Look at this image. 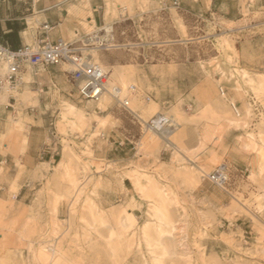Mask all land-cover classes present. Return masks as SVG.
<instances>
[{
  "label": "rangeland",
  "instance_id": "1",
  "mask_svg": "<svg viewBox=\"0 0 264 264\" xmlns=\"http://www.w3.org/2000/svg\"><path fill=\"white\" fill-rule=\"evenodd\" d=\"M107 15L105 26L110 25L112 33L105 34L108 48L97 51L99 61L107 70L114 67L132 72L138 89L134 110L141 121L134 120L110 97L99 107V101L82 99L76 91L63 96L55 88L52 103L58 112L51 115L53 124L47 143L58 140L59 155L46 176L36 172L32 177L33 172L25 171L16 161L17 174L9 176L1 187L0 200L12 204L16 201L20 206L19 212L4 219V231L0 228V242H6L0 249L1 257L7 256L10 264H36L34 253L40 242L48 239L47 244H51L66 238L70 242L79 236L80 246L92 254L84 264H99L94 251L100 255L102 249L90 246L99 237L98 232L91 235L94 239L89 243L82 234L85 223L93 225L87 211L94 205L106 212L115 208L130 212L135 222L109 264H264V184L259 187L250 178L252 171L259 175L263 172L261 177L264 176V5L243 3L242 15L235 22L211 12L193 16L163 0L124 1L113 4ZM243 60L252 68L243 66ZM28 75L25 81L31 70ZM221 88L225 97L220 95ZM17 89L22 94L29 91ZM208 89L213 101L218 97L224 100V111L213 106ZM145 94L152 98L145 101ZM229 101L236 103L240 117L232 111ZM66 102L84 111L83 119L75 120L76 125L71 123L73 119L63 117ZM8 103L0 105L7 130L22 138L24 128L29 131L32 123L23 106L38 103H21L16 98ZM141 105H153L159 115H185L174 138L180 139L181 147L187 151L200 146L203 162L183 160L160 139L157 148L148 149L152 132L146 131L142 123L144 118L150 119ZM231 121L241 123L240 127L231 125ZM1 138L7 141L5 136ZM242 144H248L246 148L253 154L257 170L238 168L230 161L233 148ZM0 149L2 154L8 152L2 145ZM171 153L174 159L167 164ZM62 160L70 162V173L79 186L70 197L59 194L49 184ZM223 163L231 169L226 190L204 178ZM167 169L174 171L172 178ZM243 170L245 179L240 176ZM29 179L35 183L30 188L26 186ZM15 180L21 186L17 193H11ZM202 182L207 188L212 186L211 193L221 195L222 204L214 206L201 199L205 196L198 188ZM156 205L163 213L159 222L173 232L161 240L170 254H165L163 247H151L149 244L156 242L148 241L143 234L144 228L149 230V238H157L154 227L158 219L152 215ZM71 224L75 231L79 229L77 235L70 230ZM27 225L30 232H24L22 239V229ZM116 236L112 238L114 244L118 242ZM29 240L34 243L32 249Z\"/></svg>",
  "mask_w": 264,
  "mask_h": 264
},
{
  "label": "crops",
  "instance_id": "2",
  "mask_svg": "<svg viewBox=\"0 0 264 264\" xmlns=\"http://www.w3.org/2000/svg\"><path fill=\"white\" fill-rule=\"evenodd\" d=\"M124 1L128 0H0V42L11 49H18L26 44H34L41 39H47L50 43H56L59 40L71 41L76 33L86 35L90 33V30L95 31L105 26L109 17L107 15L108 9L113 4L118 5ZM163 1L173 5L177 1L179 6L174 5L175 8L193 16H202L211 12V14L225 18L229 22L238 20L237 17L242 15V6L245 2L247 4L253 2V5L258 7L264 5V0ZM205 2L209 3L207 4L209 8ZM44 24H48L50 29L43 30ZM242 63L246 68H252L248 62L243 60ZM65 66L64 64L48 66L35 71L27 69L22 73L24 83L20 89L29 90L32 92V98L35 96L38 98L37 106H23L26 107L24 111L27 119L32 121L29 124L26 142L23 140L25 135L22 134L21 138L19 134L10 133L7 130V120L0 111V145L8 151L6 154H2L0 149V190L9 176L17 174L19 168L16 161L21 163L25 171L33 172L32 177L35 175L34 172L44 168V164L50 166L56 162V154L59 155L56 152L57 148H60L58 146L59 141L54 139L51 144L47 143V135L52 129L50 126L53 124L51 115L58 112L57 106L52 103V93L55 88L63 96L65 94L70 95L75 91L78 92L76 85L70 79L69 70ZM262 66L264 67V63ZM30 70L31 76L28 81H25V76ZM10 101H15V98L13 97ZM3 136L6 137V142H3L1 138ZM202 152L203 150L199 146L189 150L191 154L187 156L180 154V156L184 160L188 156L189 158L192 157V161H186L198 164L203 162ZM231 152L233 155L230 161L235 167H251L257 170L256 167H253L255 162L253 154L245 146L243 147V144L234 147ZM170 155L167 164H171L174 159L173 154ZM165 171L169 177H173L174 171L170 169ZM15 181L17 182V180ZM177 181L182 184L181 180L178 179ZM33 184L35 185L29 179L26 186L30 188ZM198 188H202L200 191L205 193V196L201 198L205 202H212L215 204L214 206L222 204L221 195L210 192L212 190L211 185L207 188L202 182ZM15 204L17 205L16 201ZM16 207L20 208L18 205Z\"/></svg>",
  "mask_w": 264,
  "mask_h": 264
},
{
  "label": "bare ground",
  "instance_id": "3",
  "mask_svg": "<svg viewBox=\"0 0 264 264\" xmlns=\"http://www.w3.org/2000/svg\"><path fill=\"white\" fill-rule=\"evenodd\" d=\"M125 9V8H124ZM122 12V11H121ZM120 16V15H119ZM107 31V33H111V30H112V27L109 26H105L104 27ZM113 46V45H111ZM115 48V47H114ZM98 50H92L91 53L93 54V58L95 59L96 62L100 63L99 61V54L97 53ZM101 64V63H100ZM102 65V64H101ZM66 69H68L70 66L69 65H66L65 66ZM104 71L106 72L107 74V83H106V87H107V90L109 92L113 91V89L115 87H120L123 91H124V94L126 93V90L129 86L133 85L134 86V81L132 80V72L131 71H118L115 70L114 67H112L111 69H108L106 67H104L102 65ZM69 70V69H68ZM26 76H29L28 74ZM28 79V78H27ZM136 80V79H135ZM21 92L16 88V89H13V90H4L1 94H0V105L2 104H6L9 102V99L11 97H14L16 99H18L21 103L27 101V102H32L34 101L36 104L38 103V99L37 97L35 96V98H32L31 95H32V92L31 91H24V93L22 94L23 97L20 98L19 96H21ZM36 95V94H35ZM220 95L222 97H225L224 95H222L220 93ZM207 96L209 98L210 101H213L212 100V97H214L211 93V89H208L207 90ZM109 93L103 95V97L99 100V107L100 106H103V104L107 101L109 102ZM111 98V97H110ZM138 98V97H137ZM112 99V98H111ZM138 99H134L133 101V106H137L136 103H137ZM91 102V101H90ZM96 103L98 101H95ZM111 102V101H110ZM105 103V104H106ZM229 103L231 104L232 101H229ZM10 104V103H8ZM213 106H217L219 109L223 110L225 109V103H224V100L221 99V98H217V99H214L213 101ZM91 108V105L88 104ZM93 107V106H92ZM141 107L143 109H145L146 111V117L148 116L149 119L159 115V111H158V108L154 107L153 105H149V106H142ZM109 108V107H108ZM82 109H78L76 107V105L72 104L71 102H66L65 103V106H64V113H63V117L68 120L70 119H73L71 121V123H75L73 125H76V121L75 120H79L81 121V119H83V113L84 111H81ZM90 110V109H89ZM88 110V111H89ZM94 110V109H92ZM91 110V111H92ZM233 111V110H232ZM183 113V112H182ZM85 115V114H84ZM161 115V114H160ZM235 115V114H234ZM166 116V115H165ZM185 115L181 114V113H178L177 117L176 118H173L174 116L171 115V116H167L168 118H170L172 120V127L168 128V129H165L163 131H160V132H154L152 131V134L150 135L149 137V142H148V149H151V148H157V140H163L167 146L169 147H172L174 150H176L178 156L180 154L184 155V156H187L188 154H191L189 153V151L183 149L181 147V144H180V139L178 138H174L175 134H176V129H180L182 127V124L184 122V117ZM224 117V116H223ZM240 117V115H239ZM64 119V120H65ZM143 119V118H142ZM20 120V119H19ZM23 121V120H22ZM238 121V120H237ZM78 122V121H77ZM143 122H147L145 120V118L143 119ZM241 122V121H240ZM239 122V123H240ZM244 122V121H243ZM17 123H20V121H18ZM16 123V124H17ZM15 124V123H14ZM237 125L240 127V124H238L237 122H233L231 121V125ZM20 125V124H19ZM21 126V125H20ZM23 127H26L23 125ZM177 127V128H176ZM22 129V128H20ZM25 129V136L23 138L24 142H26L27 140V133L29 132L28 131V128H24ZM19 130V129H18ZM8 132V131H7ZM151 133V131H150ZM207 133H205L206 135ZM210 133H208L209 135ZM6 135V134H5ZM207 135V136H208ZM4 137V136H3ZM247 139V138H246ZM15 140V139H14ZM16 141V140H15ZM248 142V141H247ZM27 146V145H26ZM248 147V144H243V147ZM23 148V147H22ZM24 149V148H23ZM200 149V148H199ZM195 152V150H194ZM194 154V153H193ZM181 158V157H180ZM186 158V157H185ZM181 160V159H180ZM184 160V159H183ZM186 160L188 161H192L193 158H189V156L186 158ZM185 160V161H186ZM187 161V162H188ZM70 163V162H69ZM66 160H62L56 167H55V174H53V178L49 181V184L50 186H54L55 189L59 192V194L63 193L64 195H67V196H71V193H73L74 191V188L75 187H79L78 186V183H77V179H74L73 176L71 175L70 173V164H69ZM44 168H42L41 170H37V174H42L41 176L45 175L49 168V165L47 164H44L43 165ZM263 171V169H262ZM49 172V171H48ZM36 173V172H34ZM263 173V172H262ZM261 173V175H262ZM36 174V176H37ZM48 174V173H47ZM46 174V175H47ZM210 174V173H209ZM209 174H206V176H208ZM45 175V176H46ZM261 175L257 174L256 172L252 171L250 173V178L252 177L260 186H262L264 184V176L263 178L261 177ZM204 176V177H206ZM40 177V176H39ZM43 178V177H42ZM101 179V178H100ZM138 179V178H137ZM136 179V180H137ZM140 182V180H138ZM67 183V184H66ZM102 183V182H101ZM66 185V186H64ZM140 185V184H139ZM18 184L15 182L12 187L10 188L11 189V193L15 192L17 193L18 192ZM52 187V188H54ZM100 187V186H99ZM98 187V188H99ZM101 188V187H100ZM142 188V186H141ZM78 189V188H77ZM222 189V188H221ZM55 190V191H56ZM142 189H140L141 191ZM264 190V189H263ZM262 190V191H263ZM51 191H54L51 189ZM10 198V197H9ZM159 198V197H158ZM41 201V200H40ZM159 202V199L157 200ZM9 202V201H8ZM36 202V201H35ZM236 202L237 203H240V201L238 199H236ZM130 204V203H129ZM41 205V204H39ZM101 205V204H100ZM245 206V204H243ZM100 207V206H99ZM119 207V206H118ZM123 208V207H122ZM20 208H17L15 204H12V203H5L3 201L0 200V228L2 230V228H4V225L3 222H4V219H6L7 217H12V215L14 213H17V211L19 210ZM125 209V208H123ZM122 209V210H123ZM127 211V209H125ZM32 211V210H31ZM30 211V212H31ZM129 211V210H128ZM19 212V211H18ZM32 213V212H31ZM127 212H120L118 210V208H115V209H112L111 211H103V210H100V209H97L96 206L92 205L89 207L88 211H87V216H89L92 221H93V225H98V228L97 227H94L93 228V225L92 224H88V223H85L86 226H85V232H82V234L84 235V237H87L88 238V243L92 240L93 241V237H91V235L95 232H98L99 234V237L97 238V240L94 242L91 243V248L94 249L95 246H100L101 247V254L99 255L98 253L95 252V256L97 257L96 260L97 263L100 264V261L101 263L103 264H109L111 263V258L112 256L115 255V249L116 247H119L122 245V243L124 244L125 243V239L128 237V233L130 232V229L132 228V226L134 225V221L131 217V213L128 212L127 215H126ZM163 213H161V210L159 209V206L156 205L153 209V216L157 217L158 219V223L157 225L153 228L155 230V233L157 235V238L155 240H153L152 238H149V230H146L143 228V234H144V237L150 241H154L155 244H149L151 247L154 246L156 248L159 249V247H163V250L165 252V254H170V251L168 250V248L166 246H164L162 243H161V240L162 238L169 234L171 235V230H168L166 228H164L162 226V222H159V217L162 216ZM10 215V216H9ZM19 215V214H18ZM85 215V214H84ZM88 219V218H87ZM90 219V220H91ZM91 222V221H90ZM13 223V222H12ZM113 223L115 225H117V229L114 228L113 226ZM56 224V223H55ZM56 226V225H55ZM74 226V225H73ZM137 228V227H136ZM139 229V228H138ZM22 232V236L21 238L24 239V235L25 233H27L28 231L30 232V227L29 225H27ZM53 230V229H52ZM70 230H73L75 231L76 230V227L72 228V224L70 226ZM82 230V229H81ZM141 230V229H140ZM174 230V229H173ZM4 231V230H2ZM72 231V232H73ZM1 232V231H0ZM25 232V233H24ZM58 232V231H57ZM76 232V235L77 233H79V229H77ZM24 233V234H23ZM133 233V231H132ZM173 233V232H172ZM97 234V235H98ZM119 237L117 240L118 242L114 244V241H113V235H116ZM142 234V235H143ZM69 235V234H68ZM71 235V234H70ZM74 234V236H76ZM57 236V235H56ZM65 236V235H64ZM73 236V237H74ZM116 236V237H117ZM83 237V236H82ZM135 237V236H134ZM3 238V237H2ZM79 236H76L74 237L73 239H71L70 242L66 241V240H63L61 242H57V243H51V244H47L49 242L46 241H43V242H40L39 243V246H38V249L36 250V254L34 253V256L36 255V257L34 258L35 260V263L36 264H84L86 262V259H88V257H90L91 255L87 252L84 251V248L80 246L79 244ZM93 238V239H92ZM115 238V236H114ZM132 238V237H131ZM149 238V239H148ZM32 240V239H30ZM27 241L28 242V246L30 249H32V243L33 241ZM25 241V240H24ZM147 241V242H148ZM121 242V244L119 243ZM146 242V243H147ZM6 243V242H5ZM5 243L4 242H0V249L4 248L5 246ZM83 243V242H82ZM34 244V243H33ZM85 244V243H84ZM118 244V245H117ZM129 245V244H128ZM163 245V246H162ZM6 246H8V244H6ZM27 246V245H26ZM27 246V247H28ZM141 248V246H140ZM129 249V248H128ZM6 250V249H5ZM9 250V249H7ZM6 250V251H7ZM30 251V250H29ZM90 252V251H89ZM141 253V252H140ZM4 254H8V253H5ZM139 254V253H137ZM2 255V254H1ZM0 255V257H1ZM143 255V254H141ZM9 256V255H8ZM94 256V257H95ZM138 256V255H137ZM10 257V256H9ZM142 257V256H141ZM33 258V257H32ZM114 258V257H113ZM138 258V257H136ZM10 259V258H9ZM141 259V258H140ZM143 259V257H142ZM145 259V258H144ZM128 260V259H126ZM135 260V259H134ZM136 261V260H135ZM140 261V260H139ZM9 262L11 261H8V258L7 256H4V257H1L0 258V264H10ZM138 262V261H137ZM140 262H143L140 261ZM124 263V262H123ZM146 263V262H145ZM157 263V262H156ZM96 264V263H95ZM126 264V263H125ZM138 264V263H137ZM140 264V263H139ZM144 264V263H142Z\"/></svg>",
  "mask_w": 264,
  "mask_h": 264
},
{
  "label": "built area",
  "instance_id": "4",
  "mask_svg": "<svg viewBox=\"0 0 264 264\" xmlns=\"http://www.w3.org/2000/svg\"><path fill=\"white\" fill-rule=\"evenodd\" d=\"M174 5L179 6L177 1ZM104 27L86 35L76 33L71 41L59 40L56 43H50L47 39H41L34 44H26L18 49H11L0 42V94L4 90L20 87L24 83L22 73L27 69L35 71L48 66L64 64L71 67L69 70L70 79L76 85L78 95L82 99L99 101L103 95L109 93L121 109L134 120L141 121L133 106L134 99L138 97L137 87L129 86L125 94L120 87H115L113 91L109 92L106 87L107 74L91 54L92 50L108 48L105 38L107 31ZM42 28L47 31L50 26L44 24ZM220 93L226 95L223 88L220 89ZM143 96L145 101L152 98L150 94ZM12 99L13 97L9 100ZM230 105L234 113L239 116L240 112L236 103L232 102ZM142 124L146 131L151 132H160L173 125L172 120L164 114L157 115ZM240 176L241 179L247 178L246 170L241 171ZM204 178L226 190L230 184L231 169L223 163ZM261 196L264 200V190L261 192Z\"/></svg>",
  "mask_w": 264,
  "mask_h": 264
}]
</instances>
